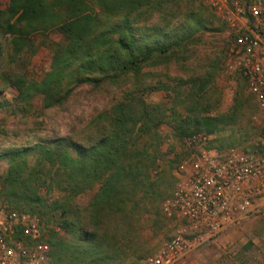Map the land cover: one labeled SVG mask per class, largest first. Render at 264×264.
<instances>
[{
    "label": "trees",
    "instance_id": "trees-1",
    "mask_svg": "<svg viewBox=\"0 0 264 264\" xmlns=\"http://www.w3.org/2000/svg\"><path fill=\"white\" fill-rule=\"evenodd\" d=\"M214 22L218 28L210 27ZM224 25L195 0H7L0 8V60L35 52L36 34L52 51L40 78L0 72V109L28 114L37 97L48 109L65 104L84 85H133L95 115L79 139L0 150V200L40 218L50 245L48 264H143L152 252L147 234L158 235L169 221L162 203L175 188L191 134L213 135L209 148L263 152L258 103L244 76L238 75L225 111L216 60L187 78L142 82L146 68L184 54L200 30ZM52 32L62 39L51 40ZM8 86L17 91L12 100L4 96ZM152 91H165L169 104L149 102L144 95Z\"/></svg>",
    "mask_w": 264,
    "mask_h": 264
},
{
    "label": "built area",
    "instance_id": "built-area-1",
    "mask_svg": "<svg viewBox=\"0 0 264 264\" xmlns=\"http://www.w3.org/2000/svg\"><path fill=\"white\" fill-rule=\"evenodd\" d=\"M195 1L210 7L226 26L231 45L225 66L247 79L258 103L264 144V0L247 5ZM212 138L205 132L187 137L188 153L175 170V188L162 203L164 215L178 227L143 264H186L199 247L264 210V150L209 148ZM46 238L40 218L0 200V264H48Z\"/></svg>",
    "mask_w": 264,
    "mask_h": 264
},
{
    "label": "rangeland",
    "instance_id": "rangeland-1",
    "mask_svg": "<svg viewBox=\"0 0 264 264\" xmlns=\"http://www.w3.org/2000/svg\"><path fill=\"white\" fill-rule=\"evenodd\" d=\"M6 1L0 0V8L5 7ZM186 12L187 7H182V11L178 13L179 19H182V14ZM157 17L159 16L153 19L157 20ZM210 27L218 28V22H214ZM197 36L198 41L188 51L179 54L167 65L146 68L142 82L149 85L170 82L171 77L187 78L216 60L221 68L217 79L218 91L222 93L220 109L225 111L233 102L238 83V75L229 72L225 66L231 45L226 26L224 25L222 29L200 30ZM62 37L59 32H52L49 35L51 40H61ZM42 39L41 34H36L33 40L37 50L22 54L15 61L11 60L10 54H5L0 60V72L22 71L31 78H40L52 60L49 46L40 44ZM132 86L131 83L93 90L92 87L84 85L77 88L65 104L48 109L43 108L41 98L37 97L35 106L28 114H10L0 109V129L3 130L0 133V150L32 145L63 136L79 139V133L89 121L122 99L125 91ZM16 94L13 86L4 88V96L8 100H12ZM144 96L151 103L169 104V96L165 91H152ZM258 116L261 123L260 112ZM164 131L170 133V128L165 126ZM45 191L46 189L42 188V192ZM168 220L166 227L158 235L147 234L152 252L158 250L176 232L178 227L176 222ZM186 264H264V210L249 216L241 225L224 232L217 240L199 247L188 258Z\"/></svg>",
    "mask_w": 264,
    "mask_h": 264
}]
</instances>
